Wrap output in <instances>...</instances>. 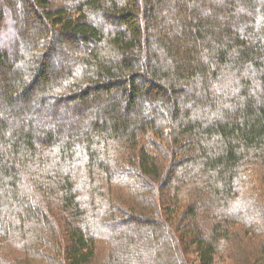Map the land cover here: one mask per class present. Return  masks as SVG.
<instances>
[{"label":"trees","instance_id":"16d2710c","mask_svg":"<svg viewBox=\"0 0 264 264\" xmlns=\"http://www.w3.org/2000/svg\"><path fill=\"white\" fill-rule=\"evenodd\" d=\"M215 257L264 264V0H0V264Z\"/></svg>","mask_w":264,"mask_h":264},{"label":"rangeland","instance_id":"374dc122","mask_svg":"<svg viewBox=\"0 0 264 264\" xmlns=\"http://www.w3.org/2000/svg\"><path fill=\"white\" fill-rule=\"evenodd\" d=\"M29 18L32 19V15H29ZM227 263V260L225 259H222L220 257H215L214 261L212 264H226Z\"/></svg>","mask_w":264,"mask_h":264}]
</instances>
